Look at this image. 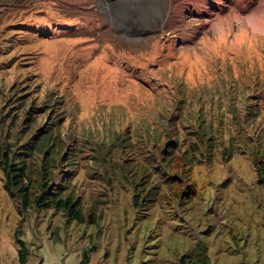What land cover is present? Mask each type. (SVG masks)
Returning a JSON list of instances; mask_svg holds the SVG:
<instances>
[{
  "label": "rangeland",
  "instance_id": "rangeland-1",
  "mask_svg": "<svg viewBox=\"0 0 264 264\" xmlns=\"http://www.w3.org/2000/svg\"><path fill=\"white\" fill-rule=\"evenodd\" d=\"M163 4L0 0V142L32 174L57 136L86 213L24 203L0 164V264H264V0Z\"/></svg>",
  "mask_w": 264,
  "mask_h": 264
},
{
  "label": "trees",
  "instance_id": "trees-1",
  "mask_svg": "<svg viewBox=\"0 0 264 264\" xmlns=\"http://www.w3.org/2000/svg\"><path fill=\"white\" fill-rule=\"evenodd\" d=\"M211 97L214 96V91L210 92ZM218 95V91L216 92ZM209 96V95H208ZM187 102L184 100V103ZM166 127V126H165ZM163 137L162 131H158L155 135V137ZM57 137L53 135L52 132L47 133L45 136L42 135L41 138L38 141H35V145L32 146L31 149H39L40 151L44 152V157L42 159V166L37 165L36 169L33 170V173L31 174L28 172V165H13L10 159V151L6 150V147L4 143L1 144L0 142V164L5 165L6 171L8 173V186L12 188H18L19 194L22 195L24 199V203L31 202V200H34L36 203L38 202L39 206L54 204L58 208H65L68 210V213L70 214V219L78 220L80 222H84L86 220V213H84V208L81 205L82 199L79 197L76 200V197L74 198L73 194H68L65 197H59V195L63 192H65L66 189H63L65 186V183L67 182H61L58 185H55V175H56V164H55V158L57 157L58 150H56L54 147H52V144L55 141ZM152 138H154L152 136ZM171 144V143H169ZM193 144L190 145L188 148H192ZM157 149H160L159 155L162 154L163 151V144L161 145L160 142L157 144ZM171 148H165V151H169ZM38 151V152H40ZM31 152V151H30ZM32 153V152H31ZM261 154V157L258 162H256L258 166V170L260 172V176L262 179H264V153L258 152ZM54 157V161H51V158ZM256 156L257 153H256ZM256 158V157H255ZM263 160V161H262ZM261 161V162H260ZM167 177L170 176L169 172L166 174ZM174 177V176H173ZM176 180H179L178 178ZM180 181V180H179ZM178 181V182H179ZM29 187H32V191L28 190ZM62 188V191H61ZM16 190V189H15ZM188 190H185L183 193L187 194ZM59 198V199H58ZM67 198V199H66ZM137 200V199H136ZM97 213L96 206L91 210L90 216L93 218L95 214ZM206 248V247H205ZM205 250V249H204ZM205 252H202L201 250L197 249L194 250L193 254L188 256H183L180 258L181 264H210L208 254ZM27 255V247L24 246L22 243L21 251H20V259L22 263H25ZM88 255L87 251L84 252L83 258L80 262V264H87L88 262Z\"/></svg>",
  "mask_w": 264,
  "mask_h": 264
},
{
  "label": "bare ground",
  "instance_id": "bare-ground-1",
  "mask_svg": "<svg viewBox=\"0 0 264 264\" xmlns=\"http://www.w3.org/2000/svg\"><path fill=\"white\" fill-rule=\"evenodd\" d=\"M164 1V4L163 5H165V3L168 1H170V0H163ZM135 2V0H104V6H105V8L107 9V7L108 8H112V4H117V5H120L121 7H123V9H125V10H129V11H131L132 9H134L133 8V5H132V7H131V4L132 3H134ZM136 4V3H135ZM107 5V6H106ZM115 7V6H114ZM119 7V6H118ZM110 11H111V9H110ZM116 11V10H115ZM125 13V12H124ZM133 13H134V11H133ZM131 14V13H130ZM129 16H131V20H133L134 19V15H129ZM128 15H124V14H121V17H122V19H124V18H126V17H129ZM118 19V18H117ZM121 20V19H120ZM118 21H119V19H118ZM136 22V21H135ZM156 23H158V22H156ZM155 23V24H156ZM136 31V30H135Z\"/></svg>",
  "mask_w": 264,
  "mask_h": 264
}]
</instances>
